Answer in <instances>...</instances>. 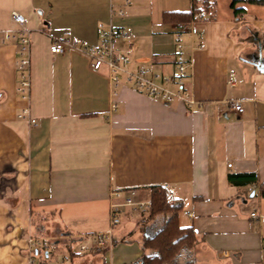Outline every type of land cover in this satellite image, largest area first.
<instances>
[{
  "label": "crops",
  "instance_id": "obj_1",
  "mask_svg": "<svg viewBox=\"0 0 264 264\" xmlns=\"http://www.w3.org/2000/svg\"><path fill=\"white\" fill-rule=\"evenodd\" d=\"M191 6L192 0H0V264H40L51 250L49 264H70V250L53 258L60 243L49 245L51 226L80 249L84 235L111 229L113 191L126 196L137 188L147 199L151 186L163 185L183 200L180 224H193L199 241L175 264H264V197L247 194L254 185L228 180L255 173L264 181V5L217 0L213 18L189 22L185 31L164 21L165 12ZM15 11L31 34L29 102L17 91L18 40L2 41L19 27ZM100 24L130 32L132 70L148 66L164 76L175 73L182 32L190 74L173 89L197 104L149 96L126 77L114 87L108 68L94 70L75 47L51 52L65 32L77 46L97 47ZM233 100L243 101V113ZM27 107L36 124L17 117ZM135 212H122L130 227L118 235L112 228L107 264H140L143 228L153 221L148 211Z\"/></svg>",
  "mask_w": 264,
  "mask_h": 264
},
{
  "label": "built area",
  "instance_id": "obj_2",
  "mask_svg": "<svg viewBox=\"0 0 264 264\" xmlns=\"http://www.w3.org/2000/svg\"><path fill=\"white\" fill-rule=\"evenodd\" d=\"M122 14V12H120ZM199 18H213L214 13L210 11H201L198 15ZM12 19L16 21L19 25L15 32L6 31L4 32L3 42L16 39L18 40V71H19V82L17 86V91L23 101L29 102L31 97V34L27 28V21L24 16L19 12L15 11L12 13ZM180 29L186 30L188 24L182 25L178 24ZM100 42L97 47L94 46H77L76 43H72L70 40L71 33L65 32L64 36L55 39L51 47V52L54 54L63 53L67 48L75 47L79 49L82 53L88 55L91 60V67L94 70H100L102 67H107L110 74V79L114 85L117 87L121 79L125 78L127 81L141 92L148 94L149 96H161L165 100L173 101L174 99L181 100L185 102L189 107L197 104L189 92H186L182 88L173 89V85L181 86L183 82L189 77L188 68L191 65V60L184 57L182 53L183 45L181 41V33L176 36V41L178 43V52L175 55V73L172 76H164L161 73L154 72L148 66H144L137 70H132L130 68L131 55L135 50V45L131 40L130 32L123 28H108L106 29L103 24L99 26ZM124 46H120L119 42ZM232 83L235 82L234 74L231 78ZM118 92L113 91V96L117 97ZM114 102V101H113ZM233 109L239 113H243L244 104L241 100H233L229 102ZM117 103L114 102L112 105L113 109L117 108ZM18 118L29 120L31 125L37 123V119L31 117L30 109L27 107L18 113ZM232 165L230 164L229 167ZM166 186V185H164ZM169 188V186H166ZM151 193L152 188H149ZM139 189H129L127 195H123V190H115L112 193L114 201H112L110 216H111V229L106 233H93L90 235H84V242L81 244L79 249L80 254H86L91 247H105L111 244L113 241V230L112 228L121 223V213L125 208L133 211H148L152 205V200L150 195L147 199L138 198ZM170 198L173 195L170 192ZM257 213L254 211L252 216L255 217ZM192 216V215H191ZM31 243L37 246L47 247L45 244L39 240L32 239ZM112 245V244H111ZM34 264V262H33Z\"/></svg>",
  "mask_w": 264,
  "mask_h": 264
},
{
  "label": "trees",
  "instance_id": "obj_3",
  "mask_svg": "<svg viewBox=\"0 0 264 264\" xmlns=\"http://www.w3.org/2000/svg\"><path fill=\"white\" fill-rule=\"evenodd\" d=\"M249 3L264 5V0H246ZM217 0H192L190 10L165 12L164 21L168 23H176L186 25L189 22L197 21L199 12L214 10ZM234 12L241 14L242 9L235 8ZM229 183L238 187L256 186L248 189L247 194L250 195L255 191V195L264 197V181L260 182L259 176L255 173L247 174H230ZM152 191L150 198L152 205L148 210V221L153 222L150 226L144 227V237L142 240V250L140 264H174L179 255L184 250H191L198 244L196 228L192 225L183 226L180 224V212L183 209L184 202L180 198H170V190L166 186H151ZM49 243V242H48ZM50 245V244H49ZM110 245L105 247H97L92 254H87L89 258L94 255L99 256L100 264H107L106 254L110 249ZM39 252L41 249L39 248ZM52 256L44 254L40 264H49ZM92 256V257H90ZM78 254L70 247V264H94L92 259L83 263H78L76 259Z\"/></svg>",
  "mask_w": 264,
  "mask_h": 264
},
{
  "label": "rangeland",
  "instance_id": "obj_4",
  "mask_svg": "<svg viewBox=\"0 0 264 264\" xmlns=\"http://www.w3.org/2000/svg\"><path fill=\"white\" fill-rule=\"evenodd\" d=\"M221 3L222 4H224L225 5V3H226V0H221ZM262 201L264 202V198L262 199ZM126 209H128V208H126ZM130 210V209H129ZM185 209L183 208L182 210H181V212L179 213L180 215H182V213H183V211H184ZM123 212V211H122ZM130 212H133L134 214L136 213L135 211H133V210H130ZM185 212V211H184ZM255 212L256 213H258L259 214V212H258V210H255ZM131 220H129L128 218H126V217H124L123 216V214L121 213V223L119 224V225H117L116 226V233L119 231V229H121V228H128V227H130L131 226V223L129 224V222H130ZM129 224V225H128ZM51 226V225H50ZM49 232L51 233V235H50V240H49V244L51 245V244H55V241H58L59 243H60V247H59V249H58V251L55 253V256L53 257V258H59V256L62 254V252L63 253H66V252H69V250H70V248L69 247H71L72 246V249L75 251V250H77V249H79L78 247L80 246V244H76L75 242H70L69 240L70 239H67L68 238V236H67V234H65V235H63L64 233H62V231H60V230H58L56 227H54V226H51L50 228H49ZM117 235H118V233H117ZM117 238H119L118 236H117ZM119 240V239H118ZM69 242L71 243V244H69ZM112 244V243H111ZM111 244H109V245H111ZM69 245H71V246H69ZM98 246H94V247H91L89 250H88V252L86 253V254H80L79 255V252L77 253L78 254V257L77 258H80V259H78V260H80L79 262L80 263H83V262H85V261H90L91 259H92V262L94 263V264H100V258H99V256H97V255H94V257H92V258H89V256H86L87 254H92L93 252H94V250H96V248H97ZM40 248V247H39ZM83 257V258H82ZM180 258V257H179ZM82 259V260H81ZM179 260V259H178ZM177 260V261H178ZM180 261H181V259H180ZM175 264V263H174Z\"/></svg>",
  "mask_w": 264,
  "mask_h": 264
},
{
  "label": "water",
  "instance_id": "obj_5",
  "mask_svg": "<svg viewBox=\"0 0 264 264\" xmlns=\"http://www.w3.org/2000/svg\"><path fill=\"white\" fill-rule=\"evenodd\" d=\"M255 194V191H253L252 193H251V196H253Z\"/></svg>",
  "mask_w": 264,
  "mask_h": 264
}]
</instances>
